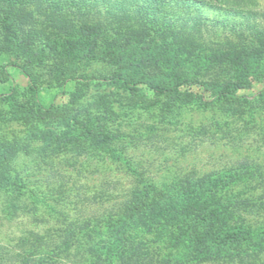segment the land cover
<instances>
[{"label": "rangeland", "instance_id": "rangeland-1", "mask_svg": "<svg viewBox=\"0 0 264 264\" xmlns=\"http://www.w3.org/2000/svg\"><path fill=\"white\" fill-rule=\"evenodd\" d=\"M209 1L241 13L204 9L217 22L185 27L198 43L191 54L157 53L160 34L151 30L153 41L140 55L130 47L118 56L105 35L87 25L105 13L97 3H62L63 15L86 20L76 35L46 26L41 16L16 23L0 15V170L16 185L15 194H0V245L17 253L15 261L26 253L46 259L44 264H110L108 254L119 247L130 253L132 244L139 257L165 253L171 264L177 256L170 242L175 218L167 208L157 212L168 195H158L147 220H118L120 209L145 188L155 198L172 181L179 185L207 173H218L219 185L231 186L219 191L226 198L256 203L227 219L218 242L212 240L215 249L255 247L256 240L239 227L264 225V169L244 174L236 167H264V0ZM108 16L102 20L108 39L118 21L140 24L131 9L114 8ZM112 77L135 82L125 86ZM149 81L171 89L152 90ZM199 192L207 195L205 188ZM69 222L78 228L69 251L17 246L29 232L57 235L54 229ZM179 225L190 222L182 218ZM91 240L95 250L85 245ZM107 247L112 250L103 253ZM179 247L185 251L183 243ZM245 261L264 264V251Z\"/></svg>", "mask_w": 264, "mask_h": 264}, {"label": "trees", "instance_id": "trees-1", "mask_svg": "<svg viewBox=\"0 0 264 264\" xmlns=\"http://www.w3.org/2000/svg\"><path fill=\"white\" fill-rule=\"evenodd\" d=\"M64 2H67V4L72 2L97 3L104 5L106 10L100 19L92 20V24H87L82 15L81 18L78 15L76 17L63 15L65 6L62 3ZM114 8H121L123 10L131 9L132 12L139 16L140 24L139 27H135L131 23L118 21L115 25L110 26L114 34L108 39L106 38L108 29L105 27L103 21L110 20L108 15ZM204 9L211 10V14L222 12L226 14L241 13L240 9L236 10V8L222 6L219 3H214L209 0H0V15L4 18L5 22H31L41 16L43 18L42 20L46 22V26L59 29L68 35H76L82 28V25L86 23L92 32H96L95 34L105 35L103 36L105 39L104 43L109 49H114L120 57L130 47H134L133 49L136 55H140L142 52L140 48L144 44H148L150 40L153 41L151 38V30L158 31L160 34V41L154 46L157 53L165 55L169 51L175 50L191 54L198 43L191 32H185V27L187 25L198 27L203 23L217 20L214 17L211 18L206 15ZM81 10L77 8L78 12H81ZM77 22H80L79 26ZM154 69L155 71L151 75H156L157 71L160 70L159 67ZM112 80L115 83L125 86L135 82L132 78L124 77H112ZM147 86L152 90L163 91L171 89V86L168 84L155 83L154 81H149ZM17 112H19V116L25 118L26 122L28 121V117L23 113L24 111L15 109V113ZM0 168H2L1 165ZM236 168L244 174L264 169L261 164L252 165L249 163L237 166ZM218 177V173H207L195 179H182L179 185L178 181H172L166 185L165 189L158 191L157 194L155 193L156 199L150 198L147 188H145L133 203L129 202L121 207L118 220L121 218H125L127 222H137L138 220L142 221V219L147 220L148 216H150L149 212L157 208L155 202L160 198L158 195L166 193L168 196L162 201V205L160 207L158 206L157 212H166L167 209L169 211L171 210L173 212L172 217L176 219L173 220V223L177 233H175L174 239L170 242L175 247L177 256L171 264H186L189 259L196 263L222 258L233 261L236 257L244 260L241 264H246L248 262L245 261L246 258L249 256L253 257L257 251H264V225L253 228H249L247 225L245 227H239L240 230L243 229L245 237H251L256 240V243L253 245L255 247L249 250L242 248L240 249L241 251L227 249L219 252L217 251L218 249H215L212 240L215 239L216 242L221 237V233H218V230H222L224 225L228 224L227 219L230 220L231 218L233 220L237 216L240 217L242 216L241 213L248 210V206L253 207L256 205L255 202L250 203V201H246L245 199L231 201L229 198H226L227 196L219 191L222 189L226 191L231 186H220ZM261 180H264V176H261ZM15 186V182L7 175L6 171L4 169L0 170V194L2 191L7 197L13 193L15 194ZM204 188L207 190V195L205 194V196L199 192V190ZM160 196L163 197L162 195ZM196 198L198 199L196 200ZM184 200L186 202L182 205ZM209 203H212L213 206L207 205ZM202 211L205 213L203 214ZM107 215L111 221L113 219L112 215ZM182 218L189 220V227L179 225V220ZM54 230L58 232L57 235L29 232L27 236L19 239L17 246L20 248L29 246L30 251H32L36 247L43 245H54V249L56 250H60L62 246V250L69 251L67 243L76 239L78 228H75L69 222L65 227L55 228ZM52 235L56 236L58 240ZM186 237H189L188 242ZM243 241L244 239L241 240V242ZM84 242L88 250L96 249V244L92 240ZM181 243L186 246L184 252L179 247ZM119 248L114 254L112 251V255H110L111 253L107 255L108 257L106 258H108L110 264H117V261L123 264H166L169 260V257H164L166 255L165 253L161 254L160 258L155 259L156 252H152L151 259L149 257L144 258L141 255L139 257L136 251L137 248L134 250L132 244L130 253L123 247ZM111 250L110 247H107L102 252L107 253ZM149 252L151 253V251ZM12 254L18 256L14 251L9 252L3 245H0V264H9L7 262L8 260H10V264H44L46 260L40 258V256L35 259L33 255L25 253L20 257H15L18 260L15 261L12 258ZM185 255L189 257H185Z\"/></svg>", "mask_w": 264, "mask_h": 264}]
</instances>
